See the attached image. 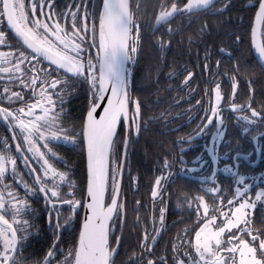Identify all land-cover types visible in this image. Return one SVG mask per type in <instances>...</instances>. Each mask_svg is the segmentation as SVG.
Segmentation results:
<instances>
[{
    "label": "snow or ice",
    "instance_id": "snow-or-ice-1",
    "mask_svg": "<svg viewBox=\"0 0 264 264\" xmlns=\"http://www.w3.org/2000/svg\"><path fill=\"white\" fill-rule=\"evenodd\" d=\"M231 3L232 0H185L182 7H178L176 2H162L154 14L155 27L149 36L155 37L166 25L171 35L170 24L177 16L222 15L230 10ZM250 6L255 8L252 43L264 58V0ZM135 8L139 11L141 4L137 3ZM205 30L206 27L201 28L200 33ZM232 39L239 42L241 38L233 33ZM154 43L162 53L171 41L160 37ZM0 46L9 49L0 51V121L8 128L14 142L10 143L9 137H0V264H23L26 259L22 252L35 227L34 222L24 218L33 212L28 196L43 198L54 237L46 255L37 264H116L120 238L113 236L112 244L109 240L115 221L121 219L123 207L118 204L123 164L111 162L117 130L123 133L120 142L126 159L130 146L151 130L149 122H173L168 119V110L145 119L142 108L147 106L130 92L129 65L136 63L142 38L141 26L129 0H100L98 4L92 0H73L63 10L56 9L54 0H0ZM218 51L230 60L235 58L226 47H219ZM210 59L211 52L205 48L202 65L205 71L210 69ZM220 65L221 60L214 61L217 71L207 82L214 87L202 88L208 97V107L204 108L199 99L195 101L204 116L194 129V135L188 134L177 141L191 146L197 138L210 136L211 160L197 156L191 162L186 161L184 148L174 161L164 157L161 174L155 177L151 191L153 205L158 197L163 205L166 184L186 178L188 173L201 175L204 195L184 197L195 216L193 226H185L177 233L171 248L163 250L165 255L155 256L153 248L165 229L167 210L160 207L158 216L151 218L152 232L147 227L143 229L139 251L129 256L128 264H264V185L256 186L251 182L256 179L254 175L241 172L243 163L253 166L255 154L264 151V105L259 110L253 107L251 81H246L248 101L236 102L239 84L236 75L228 78L231 96L226 97L218 79ZM233 71L239 74L238 64ZM178 75L182 77L180 90L186 91L188 96L185 102L191 103L196 74L185 68ZM80 84L87 85L89 92L87 114L80 132L69 135L62 124L66 115L65 95L69 88L75 89ZM182 100L184 97H179L173 104L179 107ZM222 105H227L233 113H243L237 116L236 123L241 134H247L255 142L250 151L242 154L238 148L233 150L232 141L226 140L228 125L222 115L225 110ZM78 137L87 150L85 202L77 199L75 192L63 191L74 188L75 184L67 171L55 167L53 161L66 162L49 147L59 142L76 144ZM222 155L228 156V160H223ZM18 160L31 177L32 185L24 180ZM190 163L192 166L188 167ZM205 166L207 176L202 175ZM173 168L177 169L176 173L172 172ZM221 171L230 174L231 184L222 185L218 179ZM260 176L264 177V172ZM9 177L12 183H6ZM109 180L111 193H108ZM16 184L23 186L24 198L14 190ZM135 203L140 205L141 202L136 200ZM79 210L85 215L78 239L65 251L58 246L61 230L72 228ZM137 219L139 221V217ZM61 254L63 259H58Z\"/></svg>",
    "mask_w": 264,
    "mask_h": 264
},
{
    "label": "flooded vegetation",
    "instance_id": "flooded-vegetation-1",
    "mask_svg": "<svg viewBox=\"0 0 264 264\" xmlns=\"http://www.w3.org/2000/svg\"><path fill=\"white\" fill-rule=\"evenodd\" d=\"M136 3L137 0H132ZM155 6L151 8H144L140 13L136 9L133 11L136 21L141 26V38L142 48L136 54V63L130 64L131 77H130V92L132 96L139 97L143 105L147 107L142 108L144 112V118L148 119L153 115H157L160 111L168 110L170 115L168 119L172 120L171 124H166L165 121L149 122V132L141 135L139 141L130 146L124 167V176L122 181V190L124 188V180L127 172V166L133 164V167L128 173L129 180L127 181L129 188V215H122L121 219L115 221V228L124 227L126 232L120 234V244L117 249L118 253L122 245L123 254L119 256L116 264H128L129 256L133 252L139 251V243L142 238L143 229L148 228V231L152 232L151 218L153 215L159 213L160 207H166L165 212V229L161 231V235L158 237V243L153 248L155 256L165 255L164 249L171 248V242L175 239L178 232H181L185 226L192 227L195 216L188 208L187 201L184 197H191L197 195H204L201 191V175L195 173H188L186 178L176 180L174 183L166 184V192L163 193L164 204L159 203V197L156 198V203L153 205V198L151 191L154 187L155 177L161 174L162 160L164 157H168L170 161H174L177 158V154L181 153V149L184 148V159L191 162L197 156H203L206 160H211L208 153V149L211 147L210 136H201L197 138L191 146L180 145L177 141L181 137H186L188 134L194 135V129L200 124L201 119L204 116V112L200 110V106H197L195 101L199 99L201 105L204 108L208 107V97L204 95L203 87H214V85L208 84V80L211 75L217 70L214 67L215 56V23L213 21V15L205 13H197L192 16H177L170 24L172 29L171 35L167 33V25L161 27L156 32L155 37H150L149 33L155 27L154 14L159 11L160 4H170L176 2L178 7H182L185 0H154ZM27 2V0H26ZM73 0H54L57 10L65 9L66 5H69ZM93 3L98 4L100 0H92ZM254 5V4H252ZM208 18L209 22L197 23L193 22L198 19ZM255 12L253 16V21ZM253 24V22H252ZM206 30L203 34L200 33L201 28ZM252 29V28H251ZM232 32L231 29H227L224 32L226 37L223 42L225 47L230 51V45L232 44ZM162 37L164 40H170V46L166 47L161 53L154 43L156 38ZM189 37H191V43H189ZM12 43H15L12 41ZM221 43V41L219 42ZM208 48L211 52V59L208 61L210 69L205 71L203 69L204 50ZM250 50L252 52V46L250 44ZM0 51H9V49L0 46ZM95 52V49H92ZM248 56L240 57L243 61L237 75L231 64V60L226 56L221 57V65L219 71L221 72L218 78L222 83V92L226 97L231 96V88L228 84V78L236 75L239 81L237 87L236 102L244 104L249 99V85L246 81H251V91L254 96L253 107L257 110L261 105H264V71H259L255 65L249 61ZM257 62L255 56L251 57ZM223 60V61H222ZM245 63V64H244ZM260 67V66H259ZM187 68L193 71L196 75L194 80L196 83L193 85L195 89L194 99L191 103H187L188 96L186 91H181V79L178 74L183 72ZM169 73H172V78H169ZM226 73L227 75H224ZM186 75V73H184ZM184 97V100L180 102L179 107L173 104L175 99ZM27 99V96H26ZM84 103V112L87 114V107L89 104V92L87 85L80 84L79 87L72 89L69 88L68 94L65 95L64 111L66 115L63 118V127L67 130L69 135L80 132L81 120L77 118V108L79 103ZM159 101V103H157ZM4 106H7L5 104ZM82 106V105H81ZM225 109L222 115L225 118V122L228 125L226 140L232 141V148H237L242 154L250 151L254 147V141L250 139L247 134H241L240 128L237 126V116L243 115V113L231 112L227 105H222ZM191 108L192 111L187 110ZM151 109V110H149ZM86 117V115H85ZM178 129V130H177ZM118 131L117 144L114 148L116 151L117 159L112 161L113 164L123 163L124 148L120 142L122 138V132ZM0 137H9L10 143H13L10 138V133L5 124L0 121ZM76 144L59 142L57 144H50L49 147L53 148V151L61 157L65 163H55V167L60 171H68L71 173V179L73 180L75 187L72 189L65 188L63 191H73L76 193V198L79 199L81 195V184L77 176V168L75 164H70L68 157L73 158L85 156V144L79 142L80 138H77ZM225 149L227 144L223 145ZM141 149L143 160L138 161V151ZM43 150V147H42ZM232 153H229L231 155ZM65 156V157H64ZM67 156V157H66ZM86 157V156H85ZM113 157V156H112ZM223 160L227 161L228 156L222 155ZM113 160V159H112ZM19 171L24 173V180L32 185V179L26 174L23 169L22 162L17 161ZM191 163L188 167H191ZM179 165H177V168ZM222 169V165H221ZM177 169L173 168L172 172L176 173ZM242 174L249 176H255L256 179L251 181L256 186L264 185V177L260 176L261 172H264V151L255 154V164L251 167L247 163L241 165ZM202 175L207 176L209 172L207 166H205ZM218 179L222 185L227 186L232 183L230 174L218 173ZM6 183H12L11 178ZM163 183V182H162ZM207 187L208 185H203ZM14 190L19 194V197H25V190L22 185L16 184ZM111 193V191H108ZM27 199L33 209L32 214L25 216L31 222H34L35 227L31 229V235H29L22 252L23 264H37L46 255L47 250L53 243V232L49 229L48 215L45 209L43 198H33L28 196ZM85 199V198H84ZM84 199L82 202H84ZM205 199H209L205 196ZM136 200L141 203L137 205ZM107 195V203H108ZM211 202V201H209ZM119 204H121V199ZM195 204L193 203V208ZM64 208H67L65 205ZM79 217L81 218L79 221ZM139 217V221L137 219ZM82 221V210H79L78 215L73 218L72 228L68 231L61 230L60 240L58 246L63 250H68L73 247L75 241L78 239L79 229ZM158 226V225H157ZM124 234V235H123ZM19 235V233H18ZM113 236L117 237L116 231ZM111 244L113 237L111 238ZM109 241V242H110ZM114 246V245H113ZM119 255V254H118ZM167 255H171L169 251ZM117 257V256H116ZM153 258V257H148ZM58 259H63V254L58 256Z\"/></svg>",
    "mask_w": 264,
    "mask_h": 264
},
{
    "label": "trees",
    "instance_id": "trees-1",
    "mask_svg": "<svg viewBox=\"0 0 264 264\" xmlns=\"http://www.w3.org/2000/svg\"><path fill=\"white\" fill-rule=\"evenodd\" d=\"M137 3L141 4V8L139 10L140 13L143 12L144 8H151L156 5L154 0H137L136 3H133V1L130 0L131 8L133 11L136 9L135 5ZM252 4L254 5L257 4V0H232L230 10L225 11L222 15H215V16L213 15V21L215 23V31H216L215 39L217 43L215 44V56H216V60L224 56L218 51V49L219 47H225V44L223 42V40L226 38L224 36V32L227 29H231L232 32H235V34L239 35L241 38L239 42H234V40L232 39L233 42L230 45L231 46L230 51L233 52L234 57H235L234 59H231L232 66H235L238 64L239 69H240L241 64H243V61L240 59V57L248 56L250 57L249 61L252 62L259 71H261L262 69L261 67H259L258 62H256L255 60L251 58L253 56L250 50L251 28H252L253 16L255 12V8L250 6ZM217 6L219 7V5ZM202 22L207 24L209 20L206 17L204 20L201 18V19L195 20L193 23L197 24V23H202ZM220 41L221 43H219ZM78 105H79V107L77 108L78 112H76L78 119L76 120L77 121L81 120V123H80V128H81L82 120L85 118L86 113L84 112V108H83L84 103H82L81 101V103H79ZM112 159H113L112 161L114 162L117 159L116 151L113 152ZM68 160H70L69 161L70 164L74 163L77 168V171H78L77 176L81 184V195L79 199L83 201V199L85 198V193H86V157L84 156V154L81 157L78 156L77 158H73L72 156H70L68 157ZM139 160L140 161L143 160L141 149L138 151V161ZM132 167H133V164H130L127 166V172H126L125 180H124V188L122 190V197H121V205L123 206L122 215H126V216L131 213L129 209L130 192H129L128 185L126 186V184H128L127 182L129 180L128 173ZM80 219L81 218L79 217V221ZM115 231H116L117 237H120L121 232L123 233L126 232V228L113 227L112 233L110 234V240L113 237V234H115ZM109 243L111 244V241ZM122 254H123V251H122V245H121L119 255H117L116 257V262L118 261L119 256H121Z\"/></svg>",
    "mask_w": 264,
    "mask_h": 264
},
{
    "label": "water",
    "instance_id": "water-1",
    "mask_svg": "<svg viewBox=\"0 0 264 264\" xmlns=\"http://www.w3.org/2000/svg\"><path fill=\"white\" fill-rule=\"evenodd\" d=\"M129 4H130V0H129ZM131 6V4H130ZM255 26V17H254V21H253V24H252V29L253 27ZM252 29H251V46H252V52H253V55L255 56V59L257 60L259 66L261 67V69L264 71V58L260 57L259 54L256 52L255 50V47L252 43ZM257 38L259 39L260 36H259V30H258V33H257ZM103 105H101V109H102ZM101 109H98L97 111L100 112ZM119 131V129L117 130ZM85 156H86V188H87V150H86V146H85ZM125 161L126 159H124V156H123V176H124V167H125ZM122 181H123V177L120 181V192H121V186H122ZM119 197H120V194H119ZM87 200V192L85 194V199H84V202ZM105 202L107 203V194L105 196ZM118 204H119V199H118ZM84 211L82 210V221H81V225L83 223V219H84ZM115 218V217H114Z\"/></svg>",
    "mask_w": 264,
    "mask_h": 264
},
{
    "label": "rangeland",
    "instance_id": "rangeland-1",
    "mask_svg": "<svg viewBox=\"0 0 264 264\" xmlns=\"http://www.w3.org/2000/svg\"><path fill=\"white\" fill-rule=\"evenodd\" d=\"M112 162V161H111ZM66 171V170H65ZM68 172V171H67ZM70 175L71 173L68 172ZM108 191H112V185H111V180H109V188H108ZM86 194V193H85ZM108 195V194H107ZM122 197V186H121V192H120V197H119V202H120V199ZM115 219V218H114Z\"/></svg>",
    "mask_w": 264,
    "mask_h": 264
}]
</instances>
